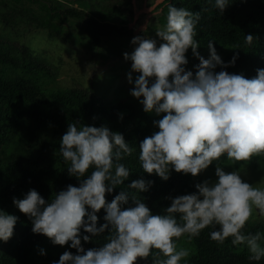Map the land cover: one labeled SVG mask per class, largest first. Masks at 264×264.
I'll return each instance as SVG.
<instances>
[{
  "label": "clouds",
  "instance_id": "obj_1",
  "mask_svg": "<svg viewBox=\"0 0 264 264\" xmlns=\"http://www.w3.org/2000/svg\"><path fill=\"white\" fill-rule=\"evenodd\" d=\"M229 4L216 0L221 13ZM199 19V12L169 4L165 26L155 31L159 45L156 39L134 36L131 43L136 47L123 53L131 61L127 79L135 86L130 94L146 113L164 114L153 122L158 131L139 143L143 172L164 181L173 169L198 176L224 155L239 162L264 154V68H258L252 78L214 71L218 65L222 69L234 65L239 53L225 63L214 40H209V57L200 55L195 39ZM253 38L247 34L245 42L251 45ZM189 48L199 59L195 73L184 67ZM132 72L139 73L134 81ZM78 124H68L59 150L70 165L69 176L76 177L79 186L67 185L51 202L35 189L22 199L13 197V204L31 220L33 233L46 236L53 245L76 250L64 251L52 264H138L150 257L151 264H180L190 253L178 250L177 241L185 235L198 237L208 227L215 229L210 239L218 244L231 238L233 245L247 246L250 260L264 258V235L243 231L254 214L264 217V188L245 182L239 171L225 172L216 166L214 183L205 180L195 184L193 193L168 197L171 204L162 214H153L135 196L131 197L134 206L122 207L129 201L126 192L110 202L107 194L128 179L131 170L118 161L132 155L133 148L123 134L107 126ZM89 169H93L90 174ZM153 183L141 178L129 187L142 193ZM101 209L105 223L97 226ZM177 214L183 223H178ZM18 219L0 209V241L12 238ZM82 229L90 235L82 236ZM105 232L109 236L100 247L84 248L82 240L90 242ZM153 250L165 259L153 257ZM40 255H46L43 248Z\"/></svg>",
  "mask_w": 264,
  "mask_h": 264
},
{
  "label": "trees",
  "instance_id": "obj_2",
  "mask_svg": "<svg viewBox=\"0 0 264 264\" xmlns=\"http://www.w3.org/2000/svg\"><path fill=\"white\" fill-rule=\"evenodd\" d=\"M22 1L0 0L4 5L12 3L14 7ZM28 1L41 3L42 16L37 20L36 26L46 29L51 37L61 35L63 23L72 18L84 20L92 46H99L103 39L109 37L127 38L133 34L132 30L126 27L133 16L131 0H114L89 10L76 6L61 8L51 0ZM164 2L166 4L162 7L161 23L166 24L169 4L199 12L200 19L196 24L195 37L199 48H207L208 41L214 40L215 48L224 53L225 63L239 53L234 65H229L226 69L221 67L220 70L242 73L246 78H252L257 74L258 68H264V0H228L230 4L223 13L216 7V0H163ZM247 34H253L251 45L245 42ZM237 47L238 50L234 49ZM55 74L54 66L42 61L29 47L16 46L0 40V145H5V141L14 134V130L22 122L23 113L36 108L44 111L57 109L67 112L70 117L78 116L87 126H107L111 131L123 134L126 142L133 148L132 155L124 156L118 161L129 168L131 173L123 185H118L113 193L107 194L109 202L123 191L128 194L129 201L122 207L134 206L131 197L135 196L144 200L153 214H162L171 204L168 197L174 198L197 191L191 174L177 173L173 169L170 178L164 181L157 175L143 172L139 162V143L147 133L141 125V118L135 106L122 99L106 104L98 100L91 90L59 89L53 84ZM37 94L45 100L38 102L35 97ZM8 147L9 150L13 149V144L10 143ZM223 159L236 164L242 162L230 160L227 155H224ZM253 160H264V154L253 156L247 162L251 165ZM43 163L44 160L40 158L32 164L0 162V209L19 218L7 247L0 250V264H52L53 261H58L59 256L66 250L76 253L75 249L67 245L45 249L46 255L36 252L30 240L33 235L42 234L32 232L31 220L13 204V197L22 199L30 189L37 190L46 201L51 202L56 193L65 190L67 185L79 186L80 181L74 176H69V166L63 164V161L58 162L51 158L48 164ZM92 170L89 169L88 174ZM141 178L154 181L147 192L140 193L129 187L133 180ZM105 214L103 209L97 213V226L105 223ZM177 221L183 223L178 214ZM213 230L215 229L212 227L205 228L198 237L191 239L187 235L181 237L187 238L196 251L188 259L181 260L180 264H251L246 245H233L231 238L220 245L210 239V232ZM256 232L264 235V226L256 224L245 234ZM81 234L83 236L88 233H84L82 229ZM108 236L109 233L105 232L90 242L85 243L82 240V243L86 250L100 247L107 241ZM261 246L264 247V240L261 241ZM153 257L165 259L157 250H153ZM151 260L152 257L147 261L140 260L138 264H151ZM255 264H264V258Z\"/></svg>",
  "mask_w": 264,
  "mask_h": 264
},
{
  "label": "rangeland",
  "instance_id": "obj_3",
  "mask_svg": "<svg viewBox=\"0 0 264 264\" xmlns=\"http://www.w3.org/2000/svg\"><path fill=\"white\" fill-rule=\"evenodd\" d=\"M51 1L61 8L76 6L89 10L91 7L99 8L114 0ZM165 4L163 0H131L133 16L126 27L132 30V36L127 38L109 37L103 39L99 46H92L84 20L81 18L67 20L63 23V33L51 37L46 29L36 26L37 20L42 16L40 2L23 0L17 7H14L12 3L6 6L0 2V40L16 46H27L42 61L52 64L56 71L53 84L59 89L91 90L98 100L106 104L122 99L129 105L135 106L141 118V125L147 136H150L158 131V127L153 122L162 118L164 114L146 113L139 100L130 94L131 89L135 86L134 82L129 84L127 79L128 73L131 71V61H126L123 53H131L136 47L131 43L134 36L156 39L159 45L161 41L155 31L165 26L160 21L163 15L162 7ZM198 51L206 59L210 55L208 47L198 48ZM216 51L223 60V51L218 49ZM186 57L188 64L184 67L195 73L197 70L195 66L199 64V59L193 55L191 48L187 51ZM220 68L221 66L218 65L214 71L219 72ZM138 75L139 73L132 72L133 81ZM35 97L38 102L45 100L39 94ZM77 121H79L78 126L87 124L78 116L70 117L67 112L57 109L44 111L41 108H36L23 113L22 122L16 127L14 134L5 141V145H0V162L32 164L40 158L46 165L51 158H55L56 161H63V164L70 166L60 153L59 143L68 124L77 123ZM10 143L13 144L11 150L8 147ZM252 164L250 165L247 161L238 164L231 161L226 162L222 156L200 175L195 177L191 175L192 182L194 186L205 180L214 183L217 180L215 168L220 166L225 172L239 171L245 182L253 184L254 187L264 188V160H253ZM256 224L264 226V217L254 214L253 219L248 222L243 231L247 233ZM41 236L33 235L30 240L39 254L41 248L49 250L56 246L47 237L42 238ZM8 243L9 241L6 243L0 241V250L6 248ZM177 246L178 250L185 248L190 253L182 260L188 259L196 251L194 245L187 238H181L177 242ZM250 263L255 264L256 261L250 260Z\"/></svg>",
  "mask_w": 264,
  "mask_h": 264
}]
</instances>
